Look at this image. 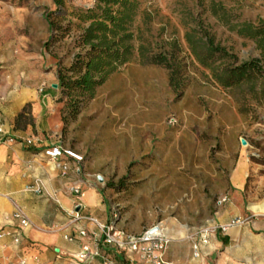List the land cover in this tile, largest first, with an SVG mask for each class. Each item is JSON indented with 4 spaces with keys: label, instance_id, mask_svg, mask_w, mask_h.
<instances>
[{
    "label": "rangeland",
    "instance_id": "374dc122",
    "mask_svg": "<svg viewBox=\"0 0 264 264\" xmlns=\"http://www.w3.org/2000/svg\"><path fill=\"white\" fill-rule=\"evenodd\" d=\"M18 1L31 3L34 29L43 32L41 40L33 34L34 50L42 46L48 55L39 71L49 83L41 89H53L60 97L51 83L57 85L58 68L68 67L79 51L77 39L87 26L82 16L95 0ZM221 1L231 22L264 25V0ZM138 2L132 43L135 48L146 44L150 54L168 51L175 42L183 64L180 90L169 85L166 68L142 63L135 52L82 103L75 119L62 122L60 141L82 158L83 173L102 186L118 213L119 228L138 233L161 222L172 236L188 239L212 223L224 203L219 201L229 197L238 161L264 166V99L247 85L222 88L190 56L184 40L193 25L188 12H203L209 0ZM203 16L216 41L240 62L264 59L252 40ZM45 18L55 26L52 32L48 28L49 39L44 37ZM254 175L246 173V198ZM257 175L264 177V170ZM108 182L114 188H107Z\"/></svg>",
    "mask_w": 264,
    "mask_h": 264
},
{
    "label": "crops",
    "instance_id": "0c3cea01",
    "mask_svg": "<svg viewBox=\"0 0 264 264\" xmlns=\"http://www.w3.org/2000/svg\"><path fill=\"white\" fill-rule=\"evenodd\" d=\"M48 28L46 22L45 39ZM33 34L38 40L43 37V32L34 29L31 3L0 0V122L16 138L11 143L0 141V230H15V207L30 221L20 232L19 245L10 237L0 238V264H17L21 256L26 264H85L75 258L86 241L79 230L93 231L86 218L106 223L113 210L102 186L83 173L80 162L63 156L60 160L68 166L63 174L59 163L44 154L50 145L62 146V105L53 89H41L49 83L48 76L39 71L48 55L42 46L34 50ZM25 138L34 140V146L21 143ZM260 169L264 166L238 161L232 170V191L209 225L235 218L247 221L226 232L210 233L206 242L196 236L176 238L165 228L171 239L165 264H264V177L257 175ZM247 171H254L255 179L246 198ZM68 235L72 241L65 238ZM195 243L198 256L193 255ZM118 258L122 264H144L132 255Z\"/></svg>",
    "mask_w": 264,
    "mask_h": 264
},
{
    "label": "trees",
    "instance_id": "16d2710c",
    "mask_svg": "<svg viewBox=\"0 0 264 264\" xmlns=\"http://www.w3.org/2000/svg\"><path fill=\"white\" fill-rule=\"evenodd\" d=\"M54 2L60 4V0ZM138 6V0H95L94 7L83 14L82 20L87 26L77 39L79 51L68 67H60L56 73L57 89L62 93L57 97V102L62 105L60 114L64 125L75 119L82 103L92 99L97 87L120 66L130 62L135 52L142 63L166 68L169 85L176 91L180 90L182 84L179 77L183 64L178 58L180 49L175 42L169 44L168 51L150 54L146 44L134 47L132 26ZM206 13L224 25H230V30L237 36L252 40L263 57L264 25L254 26L247 21L233 23L231 13L221 0H209L203 12H188L193 25L188 24L184 33L190 56L209 71L219 86L233 89L247 85L252 92L258 89L264 99V59L253 58L240 62L234 53L216 41L215 34L205 24L206 17L203 15ZM45 19L50 32L54 31V23ZM107 188H114V185L108 182Z\"/></svg>",
    "mask_w": 264,
    "mask_h": 264
},
{
    "label": "built area",
    "instance_id": "2783aa9c",
    "mask_svg": "<svg viewBox=\"0 0 264 264\" xmlns=\"http://www.w3.org/2000/svg\"><path fill=\"white\" fill-rule=\"evenodd\" d=\"M0 141L10 143L16 141V138L9 135L2 122H0ZM21 143L26 146H34L35 144L31 138L22 139ZM44 154L50 160L59 163V169L63 174L68 170L67 164L60 160L63 156L73 158L78 162L82 160L79 155L64 149L59 144L48 146L44 150ZM225 201L226 198H223L219 203ZM117 216L118 213L113 211L111 220L106 223H101L93 217L86 218L95 229L93 231L79 230V235L86 241L80 245L75 254L76 260L85 264H90L95 260H98L99 264H122L118 256L123 255L124 258L128 259L132 255L144 264H165L164 254L168 250L171 239L168 237L164 225L158 222L145 227L138 233H130L117 227ZM12 218L17 222L15 230L1 229L0 238L10 237L14 244L19 245L22 240L20 232L30 225V221L18 207L14 208ZM74 218L75 220L78 219L77 215ZM246 221V219L235 218L225 224L207 225L197 229L194 236L199 237L202 242H206L210 233L216 230L226 232L229 228L242 225ZM65 238L68 241L73 240L71 235L65 236ZM198 254V246L195 243L193 255L198 256ZM17 264H26V259L23 256L19 257Z\"/></svg>",
    "mask_w": 264,
    "mask_h": 264
},
{
    "label": "water",
    "instance_id": "95a60500",
    "mask_svg": "<svg viewBox=\"0 0 264 264\" xmlns=\"http://www.w3.org/2000/svg\"><path fill=\"white\" fill-rule=\"evenodd\" d=\"M56 86H57L56 84L53 85L54 88H55ZM98 180H99L100 182L102 181L101 178H98Z\"/></svg>",
    "mask_w": 264,
    "mask_h": 264
}]
</instances>
